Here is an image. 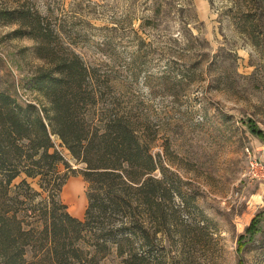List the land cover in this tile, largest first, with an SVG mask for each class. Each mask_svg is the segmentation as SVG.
Returning a JSON list of instances; mask_svg holds the SVG:
<instances>
[{
    "label": "rangeland",
    "instance_id": "374dc122",
    "mask_svg": "<svg viewBox=\"0 0 264 264\" xmlns=\"http://www.w3.org/2000/svg\"><path fill=\"white\" fill-rule=\"evenodd\" d=\"M19 3L51 16L66 43L109 71L162 165L156 175L174 181L184 196L177 202L187 199L172 234L159 235L152 264H264V181L244 177L264 154V138L250 130L264 132V0H0V10ZM17 27L0 21V90L41 107L32 79L47 64ZM52 138L69 176L59 199L83 218L88 182L74 169L85 164ZM100 264L124 263L114 251Z\"/></svg>",
    "mask_w": 264,
    "mask_h": 264
},
{
    "label": "trees",
    "instance_id": "16d2710c",
    "mask_svg": "<svg viewBox=\"0 0 264 264\" xmlns=\"http://www.w3.org/2000/svg\"><path fill=\"white\" fill-rule=\"evenodd\" d=\"M0 21L17 24L16 36L35 40V54L47 64L32 79L46 101L41 107L22 105L0 90V264H100L114 251L124 264H152L159 235L172 234L189 204L176 201L183 195L172 179L156 175L162 165L142 122L120 100L125 94L33 5L2 8ZM250 130L264 138L263 130ZM52 135L85 164L74 169L88 182L83 218L59 199L69 176L58 169L67 161ZM36 178L42 191L29 181ZM261 220L255 216L246 228L248 241Z\"/></svg>",
    "mask_w": 264,
    "mask_h": 264
},
{
    "label": "built area",
    "instance_id": "2783aa9c",
    "mask_svg": "<svg viewBox=\"0 0 264 264\" xmlns=\"http://www.w3.org/2000/svg\"><path fill=\"white\" fill-rule=\"evenodd\" d=\"M244 177L250 181H264V159H251L244 172Z\"/></svg>",
    "mask_w": 264,
    "mask_h": 264
},
{
    "label": "crops",
    "instance_id": "0c3cea01",
    "mask_svg": "<svg viewBox=\"0 0 264 264\" xmlns=\"http://www.w3.org/2000/svg\"><path fill=\"white\" fill-rule=\"evenodd\" d=\"M258 147H260V150H264L263 149V147H262V145H263V143H261L260 141L258 142ZM262 157H263V159H264V154L262 155ZM261 186H263L264 185V182H261V183H259ZM76 217H78V218H81V217H79V216H76Z\"/></svg>",
    "mask_w": 264,
    "mask_h": 264
}]
</instances>
